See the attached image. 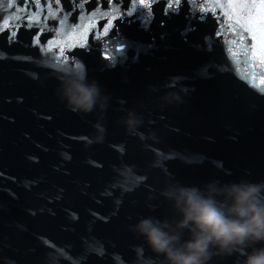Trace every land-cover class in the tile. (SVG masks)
Returning a JSON list of instances; mask_svg holds the SVG:
<instances>
[{
	"label": "water",
	"instance_id": "water-1",
	"mask_svg": "<svg viewBox=\"0 0 264 264\" xmlns=\"http://www.w3.org/2000/svg\"><path fill=\"white\" fill-rule=\"evenodd\" d=\"M132 4L0 0V264H159L130 230L170 215L159 189L264 182V64L232 43L227 0ZM68 71L110 97L103 118L59 101ZM129 111L144 120L133 135Z\"/></svg>",
	"mask_w": 264,
	"mask_h": 264
},
{
	"label": "clouds",
	"instance_id": "clouds-1",
	"mask_svg": "<svg viewBox=\"0 0 264 264\" xmlns=\"http://www.w3.org/2000/svg\"><path fill=\"white\" fill-rule=\"evenodd\" d=\"M57 78L56 94L67 110L81 116L106 115L110 97L95 80L76 71ZM120 123L133 135L144 120L129 111ZM159 195L167 202L170 215L163 219L144 216L130 226L144 238L159 264H213L232 257L237 264H264V182L169 183L159 189Z\"/></svg>",
	"mask_w": 264,
	"mask_h": 264
},
{
	"label": "snow or ice",
	"instance_id": "snow-or-ice-1",
	"mask_svg": "<svg viewBox=\"0 0 264 264\" xmlns=\"http://www.w3.org/2000/svg\"><path fill=\"white\" fill-rule=\"evenodd\" d=\"M56 4H60L61 0H54ZM159 0H138V4L144 6L145 10H148L153 3H158ZM187 0H174V3H168V0H165L166 7L169 11H172L174 6H181L186 3ZM219 3V0H216ZM228 4L231 6V12L236 15L235 24L239 26V41L233 40L232 43H241L247 47H251L252 56L258 57L259 63L264 64V0H227ZM36 4L40 3V0H35ZM129 7H133L132 0H129ZM15 11V9H13ZM126 14L131 15V12H127ZM228 20H232V15H228ZM19 19V17H17ZM27 19L31 20L34 17H27ZM117 17L113 16L111 19L106 21V25L102 29L101 35L103 37H107L111 30L114 29V21ZM7 23V22H5ZM27 27H33L34 25L28 24ZM95 24H91L90 26H86L84 28V32L87 33L89 28H95ZM231 27V25H229ZM233 33L236 32V29H232ZM247 34V35H246ZM11 37L16 36V32H11ZM88 44V38L86 35H83V43H78L80 48H84ZM77 45H72V47H76ZM51 51V49H49ZM117 52L124 51L122 48H117ZM60 55L65 56V49H59ZM247 54V53H245ZM233 56H237L238 53H233ZM261 84H264V77L261 78ZM47 246V245H46ZM55 251V249H54ZM66 251V250H65ZM60 259H67L62 253H59L57 259L53 262V264H59ZM68 264H72V261L69 260Z\"/></svg>",
	"mask_w": 264,
	"mask_h": 264
}]
</instances>
